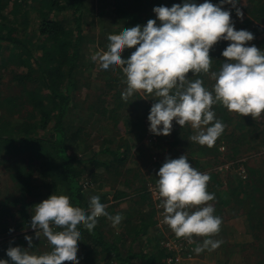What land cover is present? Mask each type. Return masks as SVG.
I'll list each match as a JSON object with an SVG mask.
<instances>
[{"label": "trees", "instance_id": "16d2710c", "mask_svg": "<svg viewBox=\"0 0 264 264\" xmlns=\"http://www.w3.org/2000/svg\"><path fill=\"white\" fill-rule=\"evenodd\" d=\"M163 1L32 0L29 3L27 0H0V55L3 54L2 46H5L4 52L9 51L8 57L0 62V70L8 64H17L18 68L24 65L26 68L25 70L11 68L9 72L12 76L7 82L1 81L2 75H0V147H4L6 154L0 160V164L7 165L10 182L13 184L9 189H6V184L0 185V260H8L9 264H13L6 254L9 247L18 246L36 255L52 250L48 241L41 240L33 241L32 247L29 248L25 240V235L28 233H19L21 230L30 228L35 205L51 195L66 194L73 206L85 210L92 196H99L101 203L109 202L110 192L102 193L85 189V186H90V182L84 186L81 183L83 171L89 166L90 161L93 159L98 161L99 152H94L93 146L88 144V140L93 136L90 130L94 127L97 116H107V119L113 120L112 129L119 125L118 122L122 118L127 124L125 131L133 128L135 139L140 141L142 147L147 146L146 132L150 125L147 117L152 104L146 103L138 94L131 99L137 98L135 104L139 103V105L134 108L128 107L129 101L126 103L122 100L111 78L113 69L111 66L110 69L99 74V79L104 81L103 92L97 96L96 102L89 103V97H94V92L87 91L91 86V79L85 78V72L87 70L90 74L93 66L85 62V65L80 64V57H84L83 50L88 53L91 44L98 51H106L110 43L107 37L110 34H119L124 28L136 25L146 26L149 19L156 20L159 26L160 21L156 18L153 8L164 6L161 4ZM175 1V4L181 5L185 2V0ZM167 7L171 8L170 3ZM260 7L256 6L251 12L258 22H262L264 16V5ZM68 9L73 11L72 19H68L64 14V10ZM31 12L36 13L35 19L32 18ZM96 19L101 26L99 35L83 33L84 25H94ZM72 20L76 24L71 25ZM257 29L264 30L259 26ZM229 43L231 42L221 40L210 49L213 71L219 70L226 60L222 52ZM261 44L264 51V38ZM136 47L138 45L130 49L125 48L121 53L122 59L129 58ZM115 71L125 79L118 68ZM187 75L192 78L191 72ZM202 78L205 86L211 88L214 81L208 76ZM13 82L18 86V92L13 90L9 95L5 94L1 86L6 85L10 89L13 88L10 84ZM80 88H83L81 92L83 99L77 100L74 93ZM108 95L113 98H102ZM84 104H87L86 107ZM84 107L88 117L86 121V117L84 118L86 114L76 112V109ZM214 111L218 112L217 118L226 124L227 120L220 116L221 113L229 111L221 105L215 106ZM233 116L235 117L231 116L232 121H228L229 125H234L236 120L242 130L237 132L235 125L229 132V125L226 126L223 135L217 139L212 148L192 142L189 137L194 131L189 130L187 126L182 128L177 123L174 129L176 132L173 133L176 140L173 143L180 144L186 139L181 143V148L188 150L186 156L189 163L197 170L202 171L213 161L212 158L204 157L216 158L220 155L218 147L221 142L228 147L225 156L227 160L233 162L231 166L235 169L239 165L245 166L248 178L243 179V185L224 184L219 173L212 175V179L220 190L208 189L209 193L215 194V200L210 203L216 210L235 200L232 205L234 214H248L255 237L254 242L248 245V249L250 247L256 250V255L262 253L260 264H264V162H258V165L247 163L253 157L252 154L247 153L259 150V145L264 143V115L259 120H252L251 123L242 121V118H245L240 115ZM76 117L79 118V122L84 118L79 125L75 124ZM87 124H91L88 130ZM183 131L186 132L182 133ZM249 135L253 136L249 138ZM118 140L119 143L116 142V136L104 137L99 150L101 153L112 156L111 160L102 162L100 166L107 171L113 165L117 174L125 170L129 157V145H126L128 139L119 137ZM89 153L93 155L85 160L84 157ZM183 154L184 152L179 155ZM196 154L199 157H196ZM79 155L82 157L79 158ZM256 158L258 160V157ZM81 162L84 163L83 166H80ZM161 166L155 164L150 170L158 173ZM132 169L135 168L132 167ZM91 172L93 182H97L98 176L103 177L94 170ZM115 172L114 175H116ZM237 178L240 180L239 177ZM125 182L130 184L127 177ZM215 182L211 183L213 187ZM147 190L143 192L144 196L142 192L138 194L146 202L137 201L140 207L143 205V209H139L137 221L131 227L133 239L126 251L119 242L126 239L127 233H122L118 237H108L109 229L103 226L106 217L99 218L92 233L83 226H78L81 231V240L77 242L79 247L77 258L80 263L90 264L92 260L96 261L106 254L109 255L108 253H114L113 263L108 264H133L134 258L143 259L144 264L148 262L166 264L165 259L168 254L164 245H159L160 251L157 254H152L153 251H146L143 248L144 236L151 229L156 230L158 223L156 218L158 211L154 205L152 193ZM111 192L115 193L113 190ZM124 195L125 193H120L114 199L117 200ZM160 210L163 211L162 208ZM132 215L131 213L129 223H132ZM60 230L54 229V231ZM156 232L158 235L162 231L157 229ZM136 242L140 244L139 252L134 250ZM93 264H99V262Z\"/></svg>", "mask_w": 264, "mask_h": 264}, {"label": "clouds", "instance_id": "9594fccd", "mask_svg": "<svg viewBox=\"0 0 264 264\" xmlns=\"http://www.w3.org/2000/svg\"><path fill=\"white\" fill-rule=\"evenodd\" d=\"M225 3L236 10L242 21L238 0H220L219 5L208 0L199 5L185 0L183 5L174 4L171 8L158 6L153 12L159 26L156 20L149 19L146 26L124 28L107 37L110 43L106 51L91 55L102 70L111 66L123 73L126 87L121 98L126 103L138 94L156 98L148 115L152 134L170 135L175 120L182 128L189 126L194 130L195 134L189 137L192 142L212 148L226 128L217 118L214 106L221 105L240 116L250 114L254 120L264 114V51L248 46L254 34L235 30L230 11L222 10ZM221 40L231 43L222 52L226 60L219 70L213 71L210 49ZM137 45L129 58L122 59L125 48ZM189 72L192 78L187 75ZM204 76L214 81L211 88L205 86ZM156 176L162 223L177 239L192 241L202 237V244L194 249L196 254L218 249L223 241L214 237L219 235L223 221L214 214L210 203L215 200V194L208 191L210 176L194 168L186 155L166 157ZM107 207L99 196H92L85 210L73 206L67 195L53 194L35 205L30 224L32 229H38L36 237L42 233L52 250L36 255L17 246L9 247L6 254L13 264H79L78 226L92 233L102 216L114 228L124 219L120 214L110 215ZM56 228L61 230L54 231ZM25 240L31 248L33 238L25 235ZM0 264L9 262L0 260Z\"/></svg>", "mask_w": 264, "mask_h": 264}, {"label": "rangeland", "instance_id": "374dc122", "mask_svg": "<svg viewBox=\"0 0 264 264\" xmlns=\"http://www.w3.org/2000/svg\"><path fill=\"white\" fill-rule=\"evenodd\" d=\"M32 0H27V2L31 3ZM175 0H164L163 2H161L162 5H164L165 7H167V5H169L172 7L175 4ZM194 3H196L197 5L202 4L205 2V0H193ZM208 2L212 3L213 5H219L220 4V0H208ZM258 4H255L257 3ZM264 5V0H238V4L237 7L240 8V10L243 12V20L241 21V19L239 17H237L236 15V10L234 8H232V6L230 4L225 3L222 6V10H227L230 11V15H231V19L232 21H234V27L235 30H247L250 31L251 33L254 34V40L248 42V46L251 45H255L257 48L263 50L262 44H261V40L262 38H264V30H258L257 27H262L264 29V16L262 18V22H258L257 20L254 19V16L251 14L252 9L257 7H260ZM170 8V7H169ZM261 8V7H260ZM262 9V8H261ZM73 11L68 9V10H64V14L68 17V19H72L73 17ZM31 16L32 18L35 19L36 13L35 12H31ZM90 21V20H89ZM71 25L76 24L74 22V20H72V22L70 23ZM100 24H98V21L96 19L95 24H86L83 27V33L86 34H90V35H99V30H100ZM3 45V44H2ZM5 46H2V50H3V54L0 55V62L2 61V59L7 58L9 55V51L4 49ZM8 51V52H7ZM98 50H96V47L91 44L89 49H88V53L86 52V50H83L82 52L84 53V57H80V64L85 65L86 64H91L93 66V68L91 69V73L89 74L88 71L86 70L85 72V78H89L91 79L90 81V88H88L87 91L89 92H94V97H89V103H94L97 101V96H99L100 93L103 92L104 88V81H102L101 79H99V74L103 73L104 70H102L99 67V64L97 62H93L91 60V55L94 52H97ZM85 62V63H84ZM17 65V64H16ZM15 64H8L7 66L2 67V70H0V75H2V79L1 81H9L10 77L12 76L11 73L9 72V70L11 68H15L16 67ZM86 67V66H84ZM18 68V67H16ZM20 70H25L26 68L23 66L19 67ZM18 68V69H19ZM112 68V67H111ZM110 69V68H109ZM77 73V71H76ZM9 74V75H8ZM111 78L114 80V84L117 86V89L119 90V96L121 97V93L122 91L125 89L126 85L123 83V78H121L119 76L118 73H116V71L112 69V73H111ZM11 85H13V88H8L6 87V85H2L1 88L2 90H4L5 94L11 93V91L13 92L16 91L18 92V86L15 84V82L10 83ZM83 88L77 89L75 91V98L78 100L79 98H82V92ZM115 91V90H114ZM113 91V92H114ZM118 95V94H116ZM140 97L148 104H154L157 102L156 98L151 97V96H142L140 95ZM104 99H111L113 98L111 95H108L106 97H102ZM137 98L135 99H131L129 100L128 103V107L130 108H134L137 107L139 105V103L135 104L137 102ZM87 104H84V106L86 107ZM218 106V105H216ZM220 106V105H219ZM83 109H76V112L79 111V113L83 112L84 114H86L84 116V118L87 116V112H86V108ZM215 107V106H214ZM125 113V111H124ZM231 113V114H230ZM216 115H218V112H216ZM233 115H238L236 113L233 112H224L223 114L221 113L222 118H225L227 120V123L225 124L226 126L229 125V122L231 120V116L235 117ZM264 114H262L263 116ZM245 119L242 118V121L246 122V123H251L252 120H254L252 118V116L249 114L247 116H242ZM76 125H79L80 122L84 119H80L81 121L79 122V118L76 117ZM88 117H86L85 121L87 120ZM107 116H103V117H99L97 116V121L94 124V127L90 130L93 133V136L90 137V139L88 140V144H90L91 146H93L94 148V152H99V154L97 155L98 161L96 160H92L89 163V166L83 171V175H82V179H81V183L82 185H86L87 182H90V188L89 187H85V189H89V190H93V191H98V192H102V193H107L110 192L108 194V198L110 199L108 203H104L106 204L108 207L106 209V211H108V213L110 215L115 216L116 214H120L124 217V219L121 221V223L117 226V227H113L112 223L110 220L107 219V217L104 219L103 221V226L106 227L108 230L107 232V236L108 237H118L120 234L122 233H127V237L126 239H124L123 241H120L119 244L123 245L124 247V251H126L130 245V242L133 239V231H131V227L133 226L134 223H136L137 219V215H138V211L139 209H143V205L137 203H145L146 200H144L142 197H140V193L145 192L146 189H148L147 191H150L152 193L153 199H154V205L158 211L156 218H157V225H156V230L155 228L151 229L144 237V244H143V248L144 250L148 251H153L152 254H157L158 251H160L159 249V245L162 246L161 241L163 239H165V237H170V238H176L175 234L170 230V228L163 224V211H161V207H159L160 205V199L158 198V196L155 195L156 193V182L158 180V177L156 176L157 172H151V167L155 166V164L157 166L163 165V163L165 162V158L169 157L172 159H176L178 158L179 154H181L182 152H184L183 155H186V153H188V150L186 149H182L181 148V143L185 142L186 139H184L180 144H174L173 141L176 140V138H174L173 133H175L176 131L174 130L176 128V121L173 120V129L170 135L164 136V135H154L152 134L149 129L148 132H146V136H147V140L145 141L147 146H141L140 141L133 135L135 132H132V129L130 131H125L127 124L124 120H122V118L120 119V121L118 122L119 125L115 128L112 129V127L114 126V121L107 119ZM148 118V117H147ZM146 118V119H147ZM237 118V117H236ZM264 118V117H263ZM96 119V118H95ZM94 119V120H95ZM128 120V119H126ZM232 121V120H231ZM234 122V121H233ZM237 121L235 120L234 125H229L228 129L229 132H231V130H233V127H237V132H240L241 126L239 127ZM91 124H87V130L90 128ZM150 127V125H149ZM162 127V125L160 126ZM189 128V130L191 129L189 126H187ZM193 130V129H191ZM194 131V130H193ZM48 132V131H47ZM186 131H183L182 133H185ZM130 134V136H128V134ZM195 134V132L193 133ZM113 136H116V142L119 143V137H124V139H128V144L129 145V157L127 159V165L125 170L120 173H116L113 165L110 166L109 170H105L103 167H101L100 165L102 164V162H105L106 160L109 161L112 159L111 155H108L106 153H101L100 150V145L102 143V139L104 137L107 138H111ZM253 136V135H249V138ZM161 137V138H160ZM165 138V139H164ZM252 141V140H250ZM124 143V141H122ZM249 144V143H248ZM111 147L113 148V145H111ZM227 145L224 142H221L219 144V152L220 155L216 158H214V156H208V157H204L205 159L208 158H212L213 161L210 162L209 164H207L203 170H199L202 173H207L210 176V181L208 183V189H219L217 183L215 182V180L212 179V175L214 173L218 174L222 177V180L224 181L223 183L225 184H241L243 185L242 181L244 178H241L240 175H238V173L236 172V169L234 168V166L232 165V161L227 160L226 159V152H227ZM259 150L256 151H250L247 154H252L251 157L247 163H250L252 165H258V162H264V143H262V145H259ZM139 150L141 152H139ZM179 152V154H178ZM5 151H4V147L1 146L0 147V160L5 156ZM93 155V153H89L87 154L84 159L86 160L87 158H90ZM196 157H199L197 154L195 155ZM82 156L79 155V158H81ZM258 157V160L257 158ZM202 157V159H204ZM247 159V158H245ZM84 163L81 162L80 166H83ZM6 164H0V185H5L6 184V189H9V187L13 186V184L10 182V178L8 175V170L6 168ZM132 167H134L135 169H132ZM95 171L97 174H101L103 175V177L98 176L96 181L97 182H93L92 179L93 178V174L91 171ZM116 173V175H114V172ZM137 171V173L135 174V172ZM222 173V174H221ZM135 175V177H134ZM126 177L130 180V184L125 182ZM239 177L240 180L237 178ZM239 180V181H238ZM245 180V179H244ZM215 182V187L212 186L211 183ZM223 186H227V185H223ZM222 187V186H220ZM87 190V191H89ZM111 190H113L115 193L111 192ZM220 190V189H219ZM120 193H125L124 196H121L122 198L119 199H114L115 196H118ZM117 194V195H116ZM139 194V195H138ZM66 195V194H64ZM145 194L143 193L142 196H144ZM224 196H227L226 194H224ZM222 201V200H220ZM235 200H232L230 204H226L224 207H222L221 209H216L215 210V215L220 216L222 218L223 223L228 220L229 217L233 216V214L235 213L232 210V205ZM131 213L132 215V223H129L128 220L131 217ZM242 223H240V227H242ZM157 229H159L160 231H162L160 234L158 233L157 235ZM111 230V231H110ZM30 231V232H29ZM32 231V232H31ZM37 231V230H36ZM36 231L30 227L28 229L25 230H21L19 231L22 233H28L26 235L31 236L33 238V241H47V239L45 237H43V234L41 233L40 238L36 237ZM253 231V230H252ZM245 234V233H244ZM113 235V236H112ZM254 235V232H253ZM168 239V238H166ZM195 240V245H194V249L202 244L203 238L202 237H194L193 238ZM255 239V237H254ZM181 241H183L182 239H180ZM159 241V244H158ZM49 243V242H48ZM134 250L136 252H139L140 250V244L139 242L135 243L134 246ZM251 248H253L251 246ZM79 250V247H78ZM248 252L250 250H253L254 252L252 253V251H250L249 254V258H246L245 260H241L238 261V263H236V260H232L230 262L229 261H225L222 262L220 261V259H213L212 257H210L206 252H210L205 250L204 252L200 253V254H195L194 259L186 262L185 264H220V263H224V264H260L261 262V254L256 255L257 253L256 250L254 249H248ZM247 252V253H248ZM206 253V254H205ZM109 255H105L103 258L92 260L90 262V264H93L95 262H99V264H108V263H113L114 261V253ZM264 257V256H263ZM262 257V258H263ZM69 262L65 261L64 264H68ZM79 264H85V263H80ZM133 264H144L143 259L141 258H134L133 259ZM148 264H152L150 262H148Z\"/></svg>", "mask_w": 264, "mask_h": 264}, {"label": "crops", "instance_id": "0c3cea01", "mask_svg": "<svg viewBox=\"0 0 264 264\" xmlns=\"http://www.w3.org/2000/svg\"><path fill=\"white\" fill-rule=\"evenodd\" d=\"M240 223L243 224L242 227ZM214 239L222 240L223 243L215 251L206 252L213 259H220L222 262L236 260L238 263L249 258L250 251L248 252L247 247L255 239L248 214H233L222 223L221 231Z\"/></svg>", "mask_w": 264, "mask_h": 264}, {"label": "built area", "instance_id": "2783aa9c", "mask_svg": "<svg viewBox=\"0 0 264 264\" xmlns=\"http://www.w3.org/2000/svg\"><path fill=\"white\" fill-rule=\"evenodd\" d=\"M236 172L241 178H248V172L244 165H239L236 169ZM155 195L158 196V193L156 192ZM181 239L183 241L167 236L161 241V244L165 246L168 254L165 259L166 264H185L186 262L194 259L195 240L193 239L192 241H187L183 238Z\"/></svg>", "mask_w": 264, "mask_h": 264}]
</instances>
